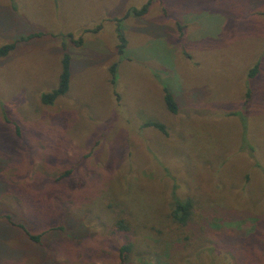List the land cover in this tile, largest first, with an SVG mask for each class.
Here are the masks:
<instances>
[{"label":"rangeland","instance_id":"374dc122","mask_svg":"<svg viewBox=\"0 0 264 264\" xmlns=\"http://www.w3.org/2000/svg\"><path fill=\"white\" fill-rule=\"evenodd\" d=\"M8 44L0 264H124L118 218L125 264H264V0H0Z\"/></svg>","mask_w":264,"mask_h":264},{"label":"trees","instance_id":"16d2710c","mask_svg":"<svg viewBox=\"0 0 264 264\" xmlns=\"http://www.w3.org/2000/svg\"><path fill=\"white\" fill-rule=\"evenodd\" d=\"M150 6V1L145 4L140 10H134L133 14L135 16H142L144 15L148 8ZM126 16H129L126 14ZM120 44L118 46V52L120 54H123L124 48L126 46V40L125 37H123L122 34H120ZM15 47L14 44H8L0 47V58L6 56L11 50H13ZM70 61L69 57L67 55L63 56L62 59V68H61V73L59 76V81L57 87L52 90L48 94H44L41 98V102L44 105H51L53 102L66 94L68 91V86H69V77H70ZM258 70V66H254V68L250 71V76H253L256 74V71ZM110 73L112 76L115 74V65H113L110 68ZM112 81H114V78L112 77ZM163 101L166 106V109L172 113L176 114L177 113V104L170 93V91L167 88H163ZM247 98L249 99V95H247ZM143 127H153L157 129L159 132H161L164 135H167L166 133V128L163 124L156 122V121H147L143 124ZM64 177V175H63ZM62 176L59 177L57 180H60L63 178ZM172 209L168 215V218L174 222L175 224H178L182 227H188V225L191 223L192 220V215H193V209L195 207V200L192 198H187V199H180L176 196L173 197L172 201ZM129 226L127 225L126 221L123 220L122 218H118L113 232L115 234H121L125 235L123 236V243L120 245L119 252H120V258L122 259V262L125 264V261L128 259V255L131 253L133 250V243L129 240ZM30 238L33 241H39L40 236H30Z\"/></svg>","mask_w":264,"mask_h":264}]
</instances>
